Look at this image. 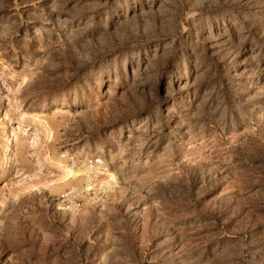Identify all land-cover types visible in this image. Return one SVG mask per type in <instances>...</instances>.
Returning a JSON list of instances; mask_svg holds the SVG:
<instances>
[{
  "label": "rangeland",
  "instance_id": "374dc122",
  "mask_svg": "<svg viewBox=\"0 0 264 264\" xmlns=\"http://www.w3.org/2000/svg\"><path fill=\"white\" fill-rule=\"evenodd\" d=\"M0 264H264V0H0Z\"/></svg>",
  "mask_w": 264,
  "mask_h": 264
},
{
  "label": "built area",
  "instance_id": "2783aa9c",
  "mask_svg": "<svg viewBox=\"0 0 264 264\" xmlns=\"http://www.w3.org/2000/svg\"><path fill=\"white\" fill-rule=\"evenodd\" d=\"M102 160L100 157H90L86 159V168L88 169V176L89 178L92 177V174H94V171L96 170V167L101 164Z\"/></svg>",
  "mask_w": 264,
  "mask_h": 264
},
{
  "label": "bare ground",
  "instance_id": "6f19581e",
  "mask_svg": "<svg viewBox=\"0 0 264 264\" xmlns=\"http://www.w3.org/2000/svg\"><path fill=\"white\" fill-rule=\"evenodd\" d=\"M64 171L67 173V175L75 174V173H73L74 172L73 169H71L69 167L66 168Z\"/></svg>",
  "mask_w": 264,
  "mask_h": 264
}]
</instances>
